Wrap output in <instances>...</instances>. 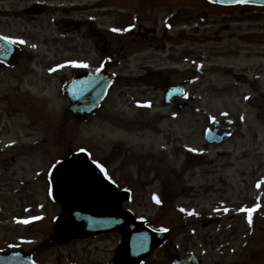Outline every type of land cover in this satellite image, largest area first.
I'll return each mask as SVG.
<instances>
[{
	"label": "rangeland",
	"instance_id": "rangeland-1",
	"mask_svg": "<svg viewBox=\"0 0 264 264\" xmlns=\"http://www.w3.org/2000/svg\"><path fill=\"white\" fill-rule=\"evenodd\" d=\"M36 1L0 0L12 9L0 11V33L23 41L15 66L0 63V248L18 243L41 264H113L118 232L66 245L53 238L61 206L46 176L83 150L133 191L124 208L168 230L143 264L191 253L204 263L264 264V79L252 88L245 77L264 78V9L204 0H40L33 8ZM103 38L111 50L123 47L112 67L120 79L95 114L74 119L63 86L102 65ZM192 78L184 111L183 98L164 102L170 82ZM223 112L231 137L207 144L205 130ZM28 196L45 208L30 229L14 218Z\"/></svg>",
	"mask_w": 264,
	"mask_h": 264
},
{
	"label": "water",
	"instance_id": "water-1",
	"mask_svg": "<svg viewBox=\"0 0 264 264\" xmlns=\"http://www.w3.org/2000/svg\"><path fill=\"white\" fill-rule=\"evenodd\" d=\"M210 1L221 4L237 3L236 0ZM247 3L264 5V0H248ZM18 55L19 51L14 44L0 39L1 61L14 63ZM107 77L105 73L81 77L82 79L78 81L81 90L76 89V92L70 95L74 103L72 110L76 115L95 112L107 94L110 84V79ZM181 93L180 89L170 88L166 94V102H171L174 95ZM224 137L225 135L218 136L215 131L207 135V140L218 143ZM55 188L63 207L58 220V240L63 243L119 230L123 232V239L117 260L121 264H139L165 239L163 233L152 231L144 223L135 221L132 214L122 210L116 204L124 197H118L116 189L103 178L98 167L87 159L61 165L56 172ZM96 199H99L101 203L98 208L93 207ZM0 264L33 263L26 255L3 256L0 254ZM176 264L200 263L194 256H189L184 259L177 258Z\"/></svg>",
	"mask_w": 264,
	"mask_h": 264
},
{
	"label": "snow or ice",
	"instance_id": "snow-or-ice-1",
	"mask_svg": "<svg viewBox=\"0 0 264 264\" xmlns=\"http://www.w3.org/2000/svg\"><path fill=\"white\" fill-rule=\"evenodd\" d=\"M236 2L237 3H247L248 0H236ZM113 31H119V29H113ZM0 39L6 40L10 44L23 43V41H17L15 39H10L9 37H6V36L5 37H0ZM80 66L87 67V65H80ZM246 99H247V97H246ZM262 182H264V181H262ZM257 187H259V183H258ZM225 211H227V210L225 209ZM244 211H249V213L251 212V210H248V209H244ZM22 222L23 223H28L29 221L25 220V221H22ZM249 223H251V215H249Z\"/></svg>",
	"mask_w": 264,
	"mask_h": 264
},
{
	"label": "flooded vegetation",
	"instance_id": "flooded-vegetation-1",
	"mask_svg": "<svg viewBox=\"0 0 264 264\" xmlns=\"http://www.w3.org/2000/svg\"><path fill=\"white\" fill-rule=\"evenodd\" d=\"M252 86H254V84H253ZM13 160H14V159H13ZM2 193H4V192H3V187H0V194H2ZM25 200H26V203L23 204V205H26V206H30V205L32 204V202H33V201H32V198H30V196L26 197ZM36 204L39 205L38 202H37ZM26 206H25V207H26ZM2 208H3V206L0 204V212H1ZM37 213H39V211H35V212H34V214H37ZM22 215L25 216L26 213H23ZM33 226H36V224H34ZM30 228H31V227L29 226V229H30Z\"/></svg>",
	"mask_w": 264,
	"mask_h": 264
}]
</instances>
